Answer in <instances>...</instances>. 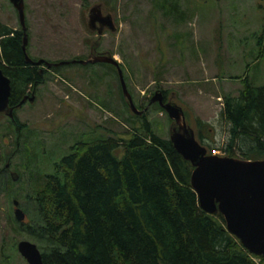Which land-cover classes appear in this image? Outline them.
Segmentation results:
<instances>
[{"label": "trees", "instance_id": "trees-1", "mask_svg": "<svg viewBox=\"0 0 264 264\" xmlns=\"http://www.w3.org/2000/svg\"><path fill=\"white\" fill-rule=\"evenodd\" d=\"M152 5L165 15L182 13L180 0H152ZM258 37L261 43L264 20ZM22 38L21 26L0 23V67L10 78L14 115L8 122L15 135L13 147L1 155L5 163L0 184L4 183L9 206L13 198L28 201L29 206L22 203L24 220L11 215L13 229L37 243L44 264H258L255 256L264 260L225 228L219 211L200 207L190 184L192 164L173 146L168 130L159 134L147 118L149 109L164 111L158 102L141 114L132 113L128 138L77 139L42 168L43 155L36 152L41 140L35 141L37 136L29 134L15 112L24 93L46 79L39 65L25 60ZM241 80L236 94L223 96L220 116L229 137L222 149L226 155L238 151L244 158L264 157V83H253L247 73ZM124 102L128 104L125 97ZM207 126L197 120L195 134L211 152L215 147ZM17 153L26 162L22 169L14 168L19 172L15 180L7 169ZM25 168L31 189L23 193L13 184L22 181ZM12 247L17 248L15 241Z\"/></svg>", "mask_w": 264, "mask_h": 264}, {"label": "rangeland", "instance_id": "rangeland-1", "mask_svg": "<svg viewBox=\"0 0 264 264\" xmlns=\"http://www.w3.org/2000/svg\"><path fill=\"white\" fill-rule=\"evenodd\" d=\"M95 3L102 4L103 13L112 12L114 30L104 26L98 35L88 26L87 11ZM180 4L181 15H165L153 8L152 0H24L26 49L31 57L50 61L86 58L91 42L98 40L97 50H109L119 61L138 108L155 89H165L166 98L181 105L194 130L197 120L211 127L209 142L215 147L211 152L225 154L222 147L229 136L220 116L224 94H236L245 73L253 83H264V37L257 42L264 0H180ZM0 23L20 26L10 0H0ZM40 68H44L45 82L37 86L35 98L25 100L15 112L29 134L37 136L35 141L41 140L36 152L43 155L42 168L58 160L77 139L130 136L133 111L124 102L115 67L106 62H71L61 64L58 71L44 64ZM8 118L0 112V167L5 163L1 155L10 151L15 137ZM147 118L159 134H167L165 111L149 109ZM234 156L242 157L238 151ZM11 162L7 172L22 169L26 159L17 153ZM23 172L13 189L26 193L31 187L26 168ZM3 186L0 264H28L12 247L14 241L17 247L18 240L30 238L14 231L13 206ZM22 203L29 206L24 197L19 199L21 208ZM254 259L264 264L259 256Z\"/></svg>", "mask_w": 264, "mask_h": 264}, {"label": "water", "instance_id": "water-1", "mask_svg": "<svg viewBox=\"0 0 264 264\" xmlns=\"http://www.w3.org/2000/svg\"><path fill=\"white\" fill-rule=\"evenodd\" d=\"M17 10L18 20L23 30L21 47L26 61L44 64L47 68L68 62H106L116 67L123 96L130 109L141 114L148 105L158 102L171 119L168 136L176 150L192 164L190 184L195 190L200 207L210 213L219 211L225 222V228L235 235L240 243L257 255H264V157L244 158L215 152H208L195 134L194 128L185 119L181 105L164 99V94L157 88L149 98L148 104L138 108L127 88L119 61L108 50L98 51L97 41L91 42V52L86 58H71L50 61L45 58L33 59L26 50L27 31L25 23L24 0H10ZM87 24L100 35L104 26L109 30L116 28L111 11L103 13L102 4L95 3L87 11ZM99 37V36H98ZM11 93L10 78L0 67V112L13 117L14 107L9 104ZM34 94L24 95L17 103L25 99L32 101ZM9 166V163H6ZM10 175L16 179L17 172ZM13 214L19 221L25 219V212L17 198L12 199ZM17 250L28 264H44L41 251L36 242L22 238L17 242Z\"/></svg>", "mask_w": 264, "mask_h": 264}, {"label": "flooded vegetation", "instance_id": "flooded-vegetation-1", "mask_svg": "<svg viewBox=\"0 0 264 264\" xmlns=\"http://www.w3.org/2000/svg\"><path fill=\"white\" fill-rule=\"evenodd\" d=\"M91 50H92V49H91ZM40 65H41V64H39V66H40ZM48 68H49V67H48ZM43 69H44V68H40L39 71H40V72H43ZM36 88H37V86H36V87L34 86L32 89H29V90H28V93H27V92L24 93V95H26V94H32V93H33V94H34V98H35V90H36ZM24 95H23V96H24ZM23 96H22V97H23ZM22 97H21V98H22ZM21 98H20V99H21ZM34 98H33V99H34ZM164 99H168V98H166V96H164ZM25 100H28V99H25ZM25 100H24V101H25ZM24 101H23V102H24ZM23 102H22L20 105H22ZM16 105H17V104H16ZM17 106H19V105H17ZM13 115H14V114H13ZM11 171H14V170H10V172H11Z\"/></svg>", "mask_w": 264, "mask_h": 264}]
</instances>
